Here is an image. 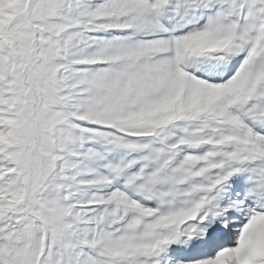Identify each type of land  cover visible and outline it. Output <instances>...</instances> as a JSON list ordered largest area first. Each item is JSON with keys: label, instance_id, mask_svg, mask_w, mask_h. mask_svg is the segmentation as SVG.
<instances>
[{"label": "snow or ice", "instance_id": "1", "mask_svg": "<svg viewBox=\"0 0 264 264\" xmlns=\"http://www.w3.org/2000/svg\"><path fill=\"white\" fill-rule=\"evenodd\" d=\"M0 264H264V0H0Z\"/></svg>", "mask_w": 264, "mask_h": 264}]
</instances>
